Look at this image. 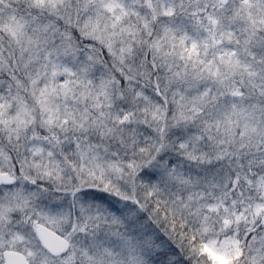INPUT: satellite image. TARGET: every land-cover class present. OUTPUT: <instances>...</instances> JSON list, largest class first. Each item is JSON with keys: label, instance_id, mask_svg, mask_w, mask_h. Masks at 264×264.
I'll use <instances>...</instances> for the list:
<instances>
[{"label": "snow or ice", "instance_id": "1", "mask_svg": "<svg viewBox=\"0 0 264 264\" xmlns=\"http://www.w3.org/2000/svg\"><path fill=\"white\" fill-rule=\"evenodd\" d=\"M0 264H264V0H0Z\"/></svg>", "mask_w": 264, "mask_h": 264}]
</instances>
